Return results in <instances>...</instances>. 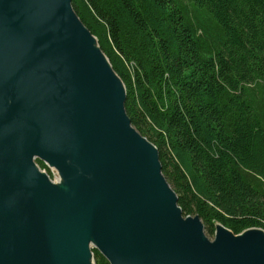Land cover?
I'll list each match as a JSON object with an SVG mask.
<instances>
[{
	"label": "water",
	"instance_id": "95a60500",
	"mask_svg": "<svg viewBox=\"0 0 264 264\" xmlns=\"http://www.w3.org/2000/svg\"><path fill=\"white\" fill-rule=\"evenodd\" d=\"M126 98L72 0H0V264H264V229L184 216Z\"/></svg>",
	"mask_w": 264,
	"mask_h": 264
},
{
	"label": "trees",
	"instance_id": "16d2710c",
	"mask_svg": "<svg viewBox=\"0 0 264 264\" xmlns=\"http://www.w3.org/2000/svg\"><path fill=\"white\" fill-rule=\"evenodd\" d=\"M72 6L124 81L127 114L157 146L184 216L212 236L216 222L264 229V0Z\"/></svg>",
	"mask_w": 264,
	"mask_h": 264
},
{
	"label": "rangeland",
	"instance_id": "374dc122",
	"mask_svg": "<svg viewBox=\"0 0 264 264\" xmlns=\"http://www.w3.org/2000/svg\"><path fill=\"white\" fill-rule=\"evenodd\" d=\"M53 171H51V179L53 180V181H55V180H57L58 178H59V175H58V172H57V170L56 169H52ZM205 234H206V236H207V240L209 241V242H213L214 240H215V238H216V233L212 236V235H210V234H208V232L206 231V229H205ZM93 247V245L91 246V248Z\"/></svg>",
	"mask_w": 264,
	"mask_h": 264
},
{
	"label": "bare ground",
	"instance_id": "6f19581e",
	"mask_svg": "<svg viewBox=\"0 0 264 264\" xmlns=\"http://www.w3.org/2000/svg\"><path fill=\"white\" fill-rule=\"evenodd\" d=\"M60 189L65 190V187L61 186ZM255 235L257 236L255 232L249 231V232L244 233L243 235H240V237L252 240V237ZM260 248L264 250V244L260 243Z\"/></svg>",
	"mask_w": 264,
	"mask_h": 264
},
{
	"label": "flooded vegetation",
	"instance_id": "af4514ba",
	"mask_svg": "<svg viewBox=\"0 0 264 264\" xmlns=\"http://www.w3.org/2000/svg\"><path fill=\"white\" fill-rule=\"evenodd\" d=\"M39 164V163H38ZM40 166V165H39ZM41 167V166H40ZM42 170H46L48 172V174H51V171H53L52 169H50L49 167L46 166V168H41ZM51 176V175H50Z\"/></svg>",
	"mask_w": 264,
	"mask_h": 264
}]
</instances>
